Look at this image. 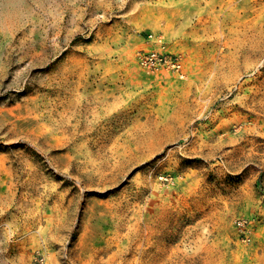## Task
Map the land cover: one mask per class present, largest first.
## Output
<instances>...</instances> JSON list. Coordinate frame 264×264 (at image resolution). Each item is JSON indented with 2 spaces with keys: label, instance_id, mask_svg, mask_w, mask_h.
<instances>
[{
  "label": "rangeland",
  "instance_id": "1",
  "mask_svg": "<svg viewBox=\"0 0 264 264\" xmlns=\"http://www.w3.org/2000/svg\"><path fill=\"white\" fill-rule=\"evenodd\" d=\"M0 264H264V0H0Z\"/></svg>",
  "mask_w": 264,
  "mask_h": 264
},
{
  "label": "built area",
  "instance_id": "2",
  "mask_svg": "<svg viewBox=\"0 0 264 264\" xmlns=\"http://www.w3.org/2000/svg\"><path fill=\"white\" fill-rule=\"evenodd\" d=\"M149 39H154L158 43L161 42L157 37L150 36ZM139 64L147 69H157L160 67H168L179 69L181 66L174 61L169 55L163 52H147L139 56Z\"/></svg>",
  "mask_w": 264,
  "mask_h": 264
},
{
  "label": "bare ground",
  "instance_id": "3",
  "mask_svg": "<svg viewBox=\"0 0 264 264\" xmlns=\"http://www.w3.org/2000/svg\"><path fill=\"white\" fill-rule=\"evenodd\" d=\"M84 127V126H83ZM78 128V127H77ZM87 130V129H86ZM110 134V133H109ZM109 137V136H108ZM105 139V138H104ZM111 139V138H110ZM122 139V138H121ZM101 140V139H100ZM109 141V140H108ZM97 142V141H96ZM118 142V141H117ZM110 143V142H109ZM108 143V144H109ZM98 143H96V145H97ZM118 144V143H117ZM121 145V144H120ZM106 146V145H105ZM103 147V146H102ZM113 147H115V146H113ZM119 148V147H118ZM122 148V147H121ZM102 150V149H101ZM113 150V149H112ZM98 151V150H97ZM116 152V151H115ZM120 152V151H119ZM118 152V153H119ZM112 153V152H111ZM114 155V154H113ZM118 156H119V154H117ZM117 155H116V157H117ZM120 158H121V156H120ZM150 252V251H149Z\"/></svg>",
  "mask_w": 264,
  "mask_h": 264
}]
</instances>
